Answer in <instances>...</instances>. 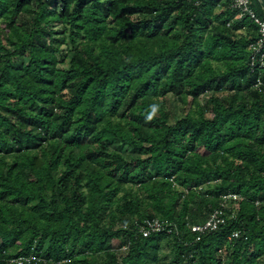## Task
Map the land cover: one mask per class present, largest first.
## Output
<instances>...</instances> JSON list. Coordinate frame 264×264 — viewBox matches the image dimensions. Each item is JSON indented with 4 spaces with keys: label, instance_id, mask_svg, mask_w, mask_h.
Wrapping results in <instances>:
<instances>
[{
    "label": "trees",
    "instance_id": "1",
    "mask_svg": "<svg viewBox=\"0 0 264 264\" xmlns=\"http://www.w3.org/2000/svg\"><path fill=\"white\" fill-rule=\"evenodd\" d=\"M234 3L0 0V264H264V70Z\"/></svg>",
    "mask_w": 264,
    "mask_h": 264
},
{
    "label": "built area",
    "instance_id": "2",
    "mask_svg": "<svg viewBox=\"0 0 264 264\" xmlns=\"http://www.w3.org/2000/svg\"><path fill=\"white\" fill-rule=\"evenodd\" d=\"M234 6L240 10V18L249 16L256 26H258V34L256 38L250 42L249 50L251 52V66L253 69L264 70V11L262 15H259L257 11L251 7L250 0H235ZM263 84L262 79L259 77L255 87L260 88ZM224 202L221 207L215 209L209 214V217L202 224H193L192 230L205 232L207 229L217 230L222 224L225 223L227 212L225 211L227 205L226 201L229 199L239 200L241 197L239 194L228 192L223 196ZM234 214H231L233 216ZM166 224L160 218H154L152 220H146V224L143 225L140 230L144 236H148L154 232L164 230ZM239 232H235L233 236H238Z\"/></svg>",
    "mask_w": 264,
    "mask_h": 264
},
{
    "label": "rangeland",
    "instance_id": "3",
    "mask_svg": "<svg viewBox=\"0 0 264 264\" xmlns=\"http://www.w3.org/2000/svg\"><path fill=\"white\" fill-rule=\"evenodd\" d=\"M60 66H67V64L66 63H61ZM207 98H208L207 95L203 96V98L200 99V102L202 104H206L207 103ZM166 101H167L168 106L170 107V109L173 110V115H172V118L173 119L175 118V116H174L175 114H177V116L178 115H181L183 105L180 102H178L177 100H175L170 95H167L166 96ZM113 147L116 148V149H118V150H122L123 152H126V146H123L119 141H117L113 145ZM190 212L191 213L188 216L189 217L188 220L190 222L193 221V220L194 221H203L204 220L203 217H205V215H206V213H205L206 212V208L205 207H202L201 210L200 209H197L196 210V208H192ZM192 214H193V216H192ZM118 243H119L118 240H115L113 242L115 248L118 247V245H117ZM161 249H162V252H163L162 256H165L166 255V259H170L171 258L170 252H171V249H172V245L171 244H163L161 246ZM125 253H126V246L124 245V246H121L120 247V250H118V254L119 255H122V254H125ZM228 256H229V254L226 255V256H224L225 261H228Z\"/></svg>",
    "mask_w": 264,
    "mask_h": 264
}]
</instances>
